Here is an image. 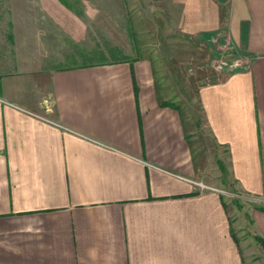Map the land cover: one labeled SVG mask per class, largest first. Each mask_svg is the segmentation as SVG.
<instances>
[{
    "label": "crops",
    "instance_id": "crops-1",
    "mask_svg": "<svg viewBox=\"0 0 264 264\" xmlns=\"http://www.w3.org/2000/svg\"><path fill=\"white\" fill-rule=\"evenodd\" d=\"M159 1L239 58L190 104L176 52L61 64L32 13L0 28V264H264V0ZM197 179L252 196L249 240Z\"/></svg>",
    "mask_w": 264,
    "mask_h": 264
},
{
    "label": "rangeland",
    "instance_id": "rangeland-1",
    "mask_svg": "<svg viewBox=\"0 0 264 264\" xmlns=\"http://www.w3.org/2000/svg\"><path fill=\"white\" fill-rule=\"evenodd\" d=\"M30 13L38 19V33L47 39L52 53L58 56L55 61L61 64L73 63V53L84 49L114 59L139 57L144 52L155 57L176 52L169 64L181 70V74L174 75L178 87L175 95L181 105L194 100L196 84L210 81L229 63L234 65V48L221 33L207 39L203 36L198 55L192 54L193 40L175 20L178 8L159 0H0V28L9 34L14 22L24 29ZM221 55L227 57L223 60ZM195 181L197 186L210 187L222 196L229 207L235 236L249 240L248 226L244 237L239 226L243 225L242 214L254 206L252 196L239 192L233 183ZM251 240L263 246L259 236Z\"/></svg>",
    "mask_w": 264,
    "mask_h": 264
},
{
    "label": "built area",
    "instance_id": "built-area-1",
    "mask_svg": "<svg viewBox=\"0 0 264 264\" xmlns=\"http://www.w3.org/2000/svg\"><path fill=\"white\" fill-rule=\"evenodd\" d=\"M223 57L226 58L227 56H225V55H221V56H220V58L224 60ZM238 61H239V58H235V59H234V65H231V64L229 63V64H228L229 67H230V65H231L232 67L238 65ZM42 106H43L44 110L49 111V110L52 109V102H51L49 99L45 98V99L42 100ZM203 187H205V186H203ZM206 189H210V187H207Z\"/></svg>",
    "mask_w": 264,
    "mask_h": 264
}]
</instances>
